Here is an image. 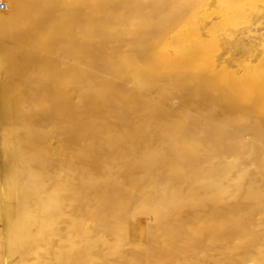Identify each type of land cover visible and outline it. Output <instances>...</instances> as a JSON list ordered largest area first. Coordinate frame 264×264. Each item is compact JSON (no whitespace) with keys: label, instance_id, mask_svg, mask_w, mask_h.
<instances>
[{"label":"bare ground","instance_id":"bare-ground-1","mask_svg":"<svg viewBox=\"0 0 264 264\" xmlns=\"http://www.w3.org/2000/svg\"><path fill=\"white\" fill-rule=\"evenodd\" d=\"M0 2V264H264V0Z\"/></svg>","mask_w":264,"mask_h":264},{"label":"rangeland","instance_id":"rangeland-1","mask_svg":"<svg viewBox=\"0 0 264 264\" xmlns=\"http://www.w3.org/2000/svg\"><path fill=\"white\" fill-rule=\"evenodd\" d=\"M123 7H124V6H116V9L118 10V11L116 10V12H119V13H117V15H116V12L113 13V14L111 15L110 18H112V20L115 18L114 20H116L117 17L119 16L120 12H121V13H124V12L127 11L128 9L131 10V8H129V7H127V6H125L126 9L124 8V9H125V10H124ZM121 9H123V10H121ZM122 11H123V12H122ZM61 15H62V16H61ZM63 15H64V14H58V15L56 16V17H57L56 19L61 20L62 17H63ZM67 17H68V16H67ZM67 17H64L63 20L67 19ZM98 17H101V15H99ZM60 18H61V19H60ZM82 132H83V131H80V133H79L80 135H79V137H78V139H77L78 142H80V141H81L80 139L83 137V136H82ZM102 139H103V138H102ZM102 139H101V137H99V138H97V141L99 140V142H102V141H103V143H106L105 141L107 140V142H111L110 140L108 141V139H106V138H104L103 140H102ZM105 139H106V140H105ZM104 140H105V141H104ZM154 141H155V142L158 141L159 143L162 142V140H160V139H159V140H158V139H157V140L155 139ZM87 142H90V143L92 144V143H93V139L87 140ZM120 143H122L121 145H125V144H127L126 141H124V140L120 141ZM76 149H77V150H75V156H77L79 160H83V159H85L86 156L84 157L83 155H85L86 151L83 150L82 148H80V149H82V150H79V147L76 148ZM101 150H102V149H101ZM118 150H119V149L116 147V148H115V154L113 153V154H110V155H105L102 151H101L100 153H102L101 156L103 157L104 160H105L106 157H107V158H109V159H108V160L106 159V161H115V159L117 158V157L115 156V155H117V154H116V151H118ZM82 151H83V152H82ZM78 152H80V153H78ZM87 152H88L89 155L91 154V152H90V153H89V151H87ZM76 153H77V154H76ZM82 153H83V155H82ZM108 156H109V157H108ZM110 156H111V157H110ZM113 156H114V157H113ZM112 157H113V158H112ZM113 159H114V160H113ZM139 219L142 220L143 218L140 217ZM140 225H141V227H142V226H143V223L140 222Z\"/></svg>","mask_w":264,"mask_h":264},{"label":"built area","instance_id":"built-area-1","mask_svg":"<svg viewBox=\"0 0 264 264\" xmlns=\"http://www.w3.org/2000/svg\"><path fill=\"white\" fill-rule=\"evenodd\" d=\"M0 9H3V3L0 2Z\"/></svg>","mask_w":264,"mask_h":264}]
</instances>
